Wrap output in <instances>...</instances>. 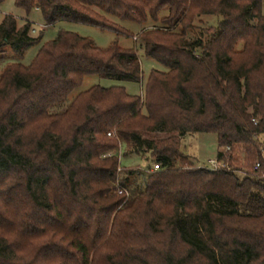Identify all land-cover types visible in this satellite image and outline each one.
Instances as JSON below:
<instances>
[{"label":"trees","instance_id":"trees-1","mask_svg":"<svg viewBox=\"0 0 264 264\" xmlns=\"http://www.w3.org/2000/svg\"><path fill=\"white\" fill-rule=\"evenodd\" d=\"M13 1L117 37L133 34L109 17L158 22L135 38L164 69L140 95L93 85L64 106L85 76L143 72L135 49L61 30L0 71V264H264L263 0ZM202 15L219 22L193 39ZM30 31L6 14L0 52L23 57L43 37ZM192 133L216 135L225 167H193ZM122 145L159 169L119 170Z\"/></svg>","mask_w":264,"mask_h":264},{"label":"rangeland","instance_id":"rangeland-1","mask_svg":"<svg viewBox=\"0 0 264 264\" xmlns=\"http://www.w3.org/2000/svg\"><path fill=\"white\" fill-rule=\"evenodd\" d=\"M6 14H11L16 19L18 26L23 25L26 21L31 22L30 34L32 36H37L38 34H40V32H43V37L40 43L30 47L21 58L18 57L10 47H4L0 52V71L9 64L19 63L24 66L29 65L41 45L55 38L58 32L61 30L71 31L80 36L87 37L91 39L96 46L102 49L107 48L112 42L117 40L118 45L121 48L135 49L137 51L141 70L143 72L142 82L136 83L127 81H115L100 78L96 75H88L84 77L82 84L72 91L67 100L63 103L64 106L68 104L78 93L87 90L93 85H99L102 87L122 86L129 94L140 95L142 94L144 82L148 77L150 71L152 69H164V67L159 62L144 55L143 50L140 48L139 40H136L135 38V36H137L144 29L158 26V22L148 20L144 24H138L131 21H122L115 17H109L119 26L133 34L132 37H117L115 32L111 30H102L96 26L72 21H60L55 23L54 25L46 26L40 12L37 9L31 10V12L27 15L23 10L18 9L14 5L13 0H4L0 4V23ZM262 14H264V0L262 2ZM218 22V16L202 15L194 21L193 27L188 31V34L193 39H199L207 34V29L216 27ZM180 149L184 152V154L187 155L189 160L192 162L193 167H202L205 166L209 160L215 158V154L217 152V137L213 133L187 134L181 140ZM125 150L126 147L122 145L117 151L120 163L119 170L123 171L125 169H131L144 171L152 166L150 158L146 157L145 155L130 154L125 156L123 154ZM232 168L233 166H230L228 167V170ZM235 173L238 175L243 174L240 171H235ZM130 180H133V178Z\"/></svg>","mask_w":264,"mask_h":264},{"label":"built area","instance_id":"built-area-1","mask_svg":"<svg viewBox=\"0 0 264 264\" xmlns=\"http://www.w3.org/2000/svg\"><path fill=\"white\" fill-rule=\"evenodd\" d=\"M108 135H110V134H108ZM227 150H229V148H227ZM202 167H205V168L211 169V170H215V169H218L221 167H225V164L223 161H219L216 158H214V159L209 160L208 163ZM158 169H159V166L157 164H154L151 168V170H158ZM118 193H121V190H119Z\"/></svg>","mask_w":264,"mask_h":264}]
</instances>
